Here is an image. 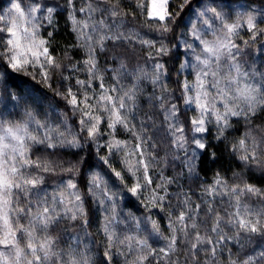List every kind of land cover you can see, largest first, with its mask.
Returning a JSON list of instances; mask_svg holds the SVG:
<instances>
[{
    "label": "clouds",
    "instance_id": "1",
    "mask_svg": "<svg viewBox=\"0 0 264 264\" xmlns=\"http://www.w3.org/2000/svg\"><path fill=\"white\" fill-rule=\"evenodd\" d=\"M0 264H264V0H0Z\"/></svg>",
    "mask_w": 264,
    "mask_h": 264
},
{
    "label": "snow or ice",
    "instance_id": "2",
    "mask_svg": "<svg viewBox=\"0 0 264 264\" xmlns=\"http://www.w3.org/2000/svg\"><path fill=\"white\" fill-rule=\"evenodd\" d=\"M157 8H158V5H156L154 3V5H153V13L152 14H155L156 13ZM70 102L73 103V104L76 103L75 100H71ZM89 134L91 135V132ZM133 191H135V189H133Z\"/></svg>",
    "mask_w": 264,
    "mask_h": 264
}]
</instances>
